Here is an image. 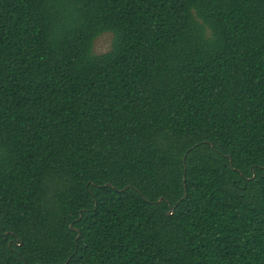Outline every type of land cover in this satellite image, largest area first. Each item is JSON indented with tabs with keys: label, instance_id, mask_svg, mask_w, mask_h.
Segmentation results:
<instances>
[{
	"label": "trees",
	"instance_id": "obj_1",
	"mask_svg": "<svg viewBox=\"0 0 264 264\" xmlns=\"http://www.w3.org/2000/svg\"><path fill=\"white\" fill-rule=\"evenodd\" d=\"M0 264H264V0H0Z\"/></svg>",
	"mask_w": 264,
	"mask_h": 264
},
{
	"label": "rangeland",
	"instance_id": "obj_2",
	"mask_svg": "<svg viewBox=\"0 0 264 264\" xmlns=\"http://www.w3.org/2000/svg\"><path fill=\"white\" fill-rule=\"evenodd\" d=\"M113 45V35L110 33L103 34L94 42L93 52L95 55H102L111 50Z\"/></svg>",
	"mask_w": 264,
	"mask_h": 264
}]
</instances>
